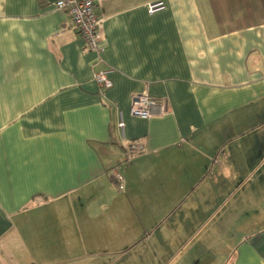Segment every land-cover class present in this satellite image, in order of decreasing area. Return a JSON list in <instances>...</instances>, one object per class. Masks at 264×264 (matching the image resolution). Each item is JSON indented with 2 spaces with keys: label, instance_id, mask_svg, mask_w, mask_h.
Here are the masks:
<instances>
[{
  "label": "crops",
  "instance_id": "1",
  "mask_svg": "<svg viewBox=\"0 0 264 264\" xmlns=\"http://www.w3.org/2000/svg\"><path fill=\"white\" fill-rule=\"evenodd\" d=\"M54 1L0 0V264H264V0H97L100 55Z\"/></svg>",
  "mask_w": 264,
  "mask_h": 264
},
{
  "label": "built area",
  "instance_id": "2",
  "mask_svg": "<svg viewBox=\"0 0 264 264\" xmlns=\"http://www.w3.org/2000/svg\"><path fill=\"white\" fill-rule=\"evenodd\" d=\"M97 0H56L53 5L57 10L63 11L69 19L71 27L79 34L80 39L86 49L100 55L104 50L103 38L101 35V18L95 11ZM163 7L161 2L148 6L149 12ZM108 69L98 70L94 79L102 89L112 86L108 78ZM167 103L164 100L152 98L147 93L134 94L130 105V114L140 118H148L154 113H165ZM119 126H123V121H119ZM116 179L120 182L121 177L116 174ZM123 186L119 183V189Z\"/></svg>",
  "mask_w": 264,
  "mask_h": 264
},
{
  "label": "rangeland",
  "instance_id": "3",
  "mask_svg": "<svg viewBox=\"0 0 264 264\" xmlns=\"http://www.w3.org/2000/svg\"><path fill=\"white\" fill-rule=\"evenodd\" d=\"M164 230H167L166 225L162 226L161 228H159L158 230H152L150 232L151 235H160V233L164 232Z\"/></svg>",
  "mask_w": 264,
  "mask_h": 264
},
{
  "label": "trees",
  "instance_id": "4",
  "mask_svg": "<svg viewBox=\"0 0 264 264\" xmlns=\"http://www.w3.org/2000/svg\"><path fill=\"white\" fill-rule=\"evenodd\" d=\"M110 180L119 187V181L116 180V178H114L113 176H110Z\"/></svg>",
  "mask_w": 264,
  "mask_h": 264
}]
</instances>
